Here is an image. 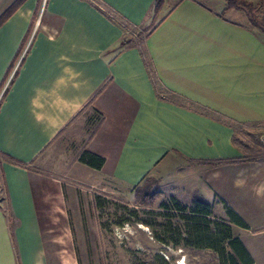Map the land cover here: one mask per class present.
<instances>
[{"label": "crops", "instance_id": "1", "mask_svg": "<svg viewBox=\"0 0 264 264\" xmlns=\"http://www.w3.org/2000/svg\"><path fill=\"white\" fill-rule=\"evenodd\" d=\"M16 1L0 0V17ZM155 1L26 0L0 27V264H49L40 199L65 217L66 189L122 195L146 178L161 199L209 204L264 264V217L251 224L235 202L254 193L238 182L248 164L230 163L244 157L231 123L264 126V34L242 11L165 1L135 46L127 34L152 24Z\"/></svg>", "mask_w": 264, "mask_h": 264}, {"label": "rangeland", "instance_id": "2", "mask_svg": "<svg viewBox=\"0 0 264 264\" xmlns=\"http://www.w3.org/2000/svg\"><path fill=\"white\" fill-rule=\"evenodd\" d=\"M164 1L171 9L180 0ZM199 1L218 11L222 10V13V8L226 6L225 0ZM245 1L255 6L257 17L264 22V0ZM242 12V18L244 15L248 18ZM227 15L232 17L230 12ZM160 20L161 15L157 16L154 25ZM248 24L264 34L251 25L249 18ZM136 31L130 28L127 37L134 33L138 35ZM237 139L249 148L252 157L259 159L258 162L248 163V167L238 176L239 184L252 185L254 193L252 189L248 193L245 189H238L235 201L238 205H249L247 220L256 224L264 217V126L242 127ZM52 196L50 194L45 200L40 199L38 210L43 221L49 264H133L134 257L150 261L157 254L170 264H179L180 261L186 264H220L216 251L187 244L188 233L183 215L172 200L159 199L154 207L142 208L136 205L131 189L122 195L88 187L66 189V216L62 217L52 208ZM3 197L0 195V200ZM164 204L170 209L162 208ZM192 208L188 205L187 212ZM133 211L137 216L132 214ZM211 219L218 221L219 218L213 216ZM158 237L164 242L159 241Z\"/></svg>", "mask_w": 264, "mask_h": 264}, {"label": "trees", "instance_id": "3", "mask_svg": "<svg viewBox=\"0 0 264 264\" xmlns=\"http://www.w3.org/2000/svg\"><path fill=\"white\" fill-rule=\"evenodd\" d=\"M26 0H17L1 17H0V27L20 8V6ZM226 6L222 13V16L225 15L230 10H240L244 11L251 23L252 26L259 28L264 32V22H262L257 17V12L255 6L247 2L245 0H225ZM165 1L164 0H156L153 5V19L152 24L138 32L135 46H140L145 43V41L151 36V34L156 30L161 21L156 25H154V21L157 16L160 15ZM37 17V13L35 15ZM110 20L113 22H117L115 18L108 16ZM124 32H126V27L122 24H119ZM132 43V39L125 37L120 44V51L125 50V48L130 47ZM16 76V74H15ZM6 93H4L3 98H5ZM231 126L234 128L235 135L233 139V143L236 147L240 149L243 153L244 157L242 159L230 161V163L236 164H248L251 162H258L257 157H252L249 151V148L245 146L244 143L237 139V134L239 133V129L244 127L242 124L231 123ZM89 157H92L89 154H86ZM12 164L19 166L21 168L27 169L28 165L22 162H19L11 157L5 156ZM97 160L95 165L97 167H101L104 163V160L101 158L92 157ZM82 160L85 161L82 157ZM98 163V164H96ZM158 181L153 178H146L142 185L133 189V193L135 196V203L137 206L142 208H152L155 203L162 198L163 194L157 189ZM101 202V199H99ZM176 204V208L179 212L182 213V218L185 221L186 229L188 233L187 244L193 246L195 248H205L212 249L217 252L220 259V264H252V259L245 252L241 243L238 239L232 237L231 227L224 222L213 221L208 217L212 215L211 206L206 203H197L193 206L190 212H187V207L178 204L173 200ZM102 204V203H100ZM162 208L168 210L170 209L167 204L162 205ZM132 214L137 216L136 211H133ZM229 217L232 222L241 227L248 229L247 224L238 217L234 212L229 211ZM159 241L164 242V239L160 237L157 238ZM230 249V251L228 250ZM133 264H170L163 256L157 254L152 257L150 261L141 259L138 257H134Z\"/></svg>", "mask_w": 264, "mask_h": 264}, {"label": "bare ground", "instance_id": "4", "mask_svg": "<svg viewBox=\"0 0 264 264\" xmlns=\"http://www.w3.org/2000/svg\"><path fill=\"white\" fill-rule=\"evenodd\" d=\"M179 264H186L185 262L180 261Z\"/></svg>", "mask_w": 264, "mask_h": 264}]
</instances>
